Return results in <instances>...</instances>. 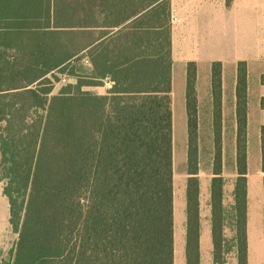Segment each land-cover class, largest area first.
<instances>
[{
  "label": "trees",
  "instance_id": "16d2710c",
  "mask_svg": "<svg viewBox=\"0 0 264 264\" xmlns=\"http://www.w3.org/2000/svg\"><path fill=\"white\" fill-rule=\"evenodd\" d=\"M33 18H50V0H0V168L17 234L0 264H173L170 44L162 62L92 59L89 78L109 74L113 83L108 96H98L81 88L100 82L78 81L69 61L53 58L50 23ZM57 74L78 79L53 94ZM19 77L25 84L13 87ZM195 80L190 62L186 264H199ZM211 86L213 264H222L219 62L211 65ZM36 110L44 113L39 124L27 115ZM236 125L237 259L247 264L244 63L237 67ZM260 138L264 173V126Z\"/></svg>",
  "mask_w": 264,
  "mask_h": 264
},
{
  "label": "crops",
  "instance_id": "0c3cea01",
  "mask_svg": "<svg viewBox=\"0 0 264 264\" xmlns=\"http://www.w3.org/2000/svg\"><path fill=\"white\" fill-rule=\"evenodd\" d=\"M53 1L50 0L48 20L42 22L33 18L30 23H50L51 56L82 67L88 76L86 81L100 82L82 86V91L108 96L113 85L109 74L103 79L89 78L93 71L92 59L162 62L170 44L173 264H186V187L190 176L187 171L186 68L190 62L196 66L199 264L214 261L213 62L221 64L222 264H238L236 83L238 64H245L247 264H264V173L260 138V129L264 126V0H55V6ZM172 10L180 20L178 24L171 23ZM54 23L65 28H54ZM63 75L75 80L72 85L78 79ZM176 135L184 150V160L177 168ZM3 200L0 198L1 204Z\"/></svg>",
  "mask_w": 264,
  "mask_h": 264
},
{
  "label": "rangeland",
  "instance_id": "374dc122",
  "mask_svg": "<svg viewBox=\"0 0 264 264\" xmlns=\"http://www.w3.org/2000/svg\"><path fill=\"white\" fill-rule=\"evenodd\" d=\"M12 53L13 52L10 50H9V52L6 53L7 59L10 57H13ZM76 63H78V62H76ZM75 65H77V64H74L68 70L69 71L75 70L78 73V75H80V77H81L80 80H78V81L86 82V78H87L86 73L84 72L82 67L75 66ZM6 70H9V68H6ZM47 77L50 78L51 76H47ZM55 77H56L57 81L56 82L52 81V82H54L53 85L55 87L53 94H56L59 89L64 88L68 84L73 83L75 81L72 78H68L67 76H64L63 74H57V75H55ZM21 78L22 77H19L17 79V82L12 83L11 85L13 87L23 86V84H25L24 82L26 80V77H23L22 79ZM34 85H31V86L35 87ZM26 104H29V103H26ZM27 115L31 119L35 120L38 123V121H41V118L43 117L44 113L36 110V113L34 115H32V114L30 115L29 113H27ZM0 126L2 127L3 124H0ZM172 149H173V141H172ZM174 151H175V164H176V168H177V166H178L177 164H179V162L182 163V161L184 160V150H182V142L178 139L177 135H176ZM172 153H173V150H172ZM180 159H181V161H180ZM2 175H3V172H2V169L0 168V178H1V180H0V198L4 199L3 204L0 203V260L6 259L8 257L9 250L13 248L15 242L17 241V234H15L11 230V227H10L9 221H8L9 220V204H7L8 203L7 198L3 195V188L5 187L7 180L3 179Z\"/></svg>",
  "mask_w": 264,
  "mask_h": 264
},
{
  "label": "built area",
  "instance_id": "2783aa9c",
  "mask_svg": "<svg viewBox=\"0 0 264 264\" xmlns=\"http://www.w3.org/2000/svg\"><path fill=\"white\" fill-rule=\"evenodd\" d=\"M179 22H180V20L176 17L175 11L172 10V12H171V23L172 24H178Z\"/></svg>",
  "mask_w": 264,
  "mask_h": 264
}]
</instances>
